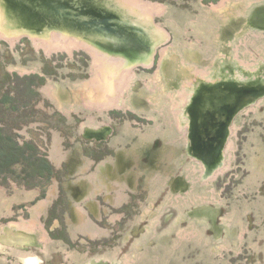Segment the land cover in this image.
Wrapping results in <instances>:
<instances>
[{"label": "water", "instance_id": "95a60500", "mask_svg": "<svg viewBox=\"0 0 264 264\" xmlns=\"http://www.w3.org/2000/svg\"><path fill=\"white\" fill-rule=\"evenodd\" d=\"M191 4L0 0L6 69L46 77L3 130L56 167L0 264H264V0Z\"/></svg>", "mask_w": 264, "mask_h": 264}, {"label": "rangeland", "instance_id": "374dc122", "mask_svg": "<svg viewBox=\"0 0 264 264\" xmlns=\"http://www.w3.org/2000/svg\"><path fill=\"white\" fill-rule=\"evenodd\" d=\"M161 3L173 9L190 12L192 4L198 0H147ZM221 0H200L202 5L210 7ZM42 79V80H41ZM42 81V82H41ZM46 77L38 72L23 73L7 70L0 52V137L12 136L3 130V125L13 116L28 107L36 106L42 99L38 90L45 85ZM7 94V96H6ZM14 99V100H12ZM11 100V101H10ZM17 145L25 147L26 153L32 152L40 159L45 158L53 168V174L41 173L39 161L31 157H21L18 162L0 163V230L22 222L34 214L49 197L56 180V167L50 156L32 139H19L12 136ZM39 166L38 169L34 168ZM46 175L49 180L46 179Z\"/></svg>", "mask_w": 264, "mask_h": 264}, {"label": "trees", "instance_id": "16d2710c", "mask_svg": "<svg viewBox=\"0 0 264 264\" xmlns=\"http://www.w3.org/2000/svg\"><path fill=\"white\" fill-rule=\"evenodd\" d=\"M45 72H47L45 69L43 70ZM42 80V79H41ZM42 82V81H41ZM7 96V94H6ZM14 100V99H12ZM11 101V100H10ZM28 146V144L25 145V147H22V146H19L17 145V143L14 142V139L12 136H1L0 137V163L2 164H9V161L10 163H16L18 162L20 159H22L21 157H26L28 156L31 157L33 160L35 161H39L38 157L37 156H34L35 155V147L32 145L31 148H32V152L30 153H26V147ZM41 167L43 169H40L38 170L39 172L41 173H44V174H48V175H51L53 174V168L51 166V164L45 159V158H42L40 159L39 161ZM33 167L35 166L34 163H32ZM34 168L38 169L39 166H35ZM46 179L49 180V177L46 175Z\"/></svg>", "mask_w": 264, "mask_h": 264}]
</instances>
